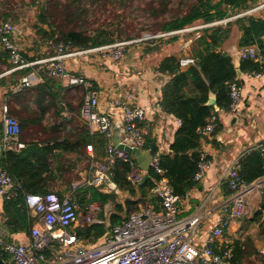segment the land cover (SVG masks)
Masks as SVG:
<instances>
[{
  "label": "built area",
  "instance_id": "2783aa9c",
  "mask_svg": "<svg viewBox=\"0 0 264 264\" xmlns=\"http://www.w3.org/2000/svg\"><path fill=\"white\" fill-rule=\"evenodd\" d=\"M256 10V9H255ZM247 11L223 21L195 28H186L174 33H161L157 36L146 35L137 40H122L87 50L74 49L73 43L53 40L49 46L55 55L27 61L22 49L15 41L18 26L9 18L0 21V43L10 56L12 68L6 74L34 67L35 70L26 76L16 87L20 91L33 86L42 80L41 76L62 79L69 85H86L85 78L72 74L68 60L73 57L89 53H100L104 58H111L121 64L128 46L155 39L168 37L187 31L198 30L215 24L226 23L231 19L250 14ZM241 60L262 62L263 56L256 45H249L240 51ZM197 59L183 57L179 65L185 70L195 66ZM259 78L260 74H253ZM230 91L229 112L239 111L242 102V91L238 81L228 83ZM135 97L127 94L125 98L107 101L110 108L119 109L123 118V137L120 144L133 149L145 151L151 155L148 170H143L124 149L109 146L106 160H95L80 179L72 183L71 192L60 196L55 192L33 194L24 192L21 183L12 178L6 170H0V200H12L24 195L26 207L30 217L34 218L30 229V242L20 244L8 241L10 235L5 225H0V258L6 257L8 263L14 264H242L236 260L234 243L226 239V234L234 222L242 219L246 213L247 198L256 190L264 192V181L257 180L248 184L242 177L241 161L246 156L242 154L235 158L226 174V181L232 192L227 203L220 206L216 223L202 242L200 236L210 211L203 204L193 214L182 217L181 204L190 199L189 193L181 196L175 193L164 171L160 167L159 157L154 154V148L147 143L148 127H140L150 111L137 105ZM101 102L96 91L89 92L81 107V117L87 122L91 133H99L108 139L115 135L113 118L101 109ZM219 109H216L209 122L199 130L200 134L211 137L219 126ZM4 145L22 149L25 144L19 140L21 124L10 115L8 108L3 109ZM181 120L178 125L181 126ZM92 154L93 146H87ZM264 153V139L254 149ZM124 160L131 165L128 179L136 186L142 184L152 170L159 179L153 180L151 193L158 198V209L155 206L141 207L129 215L121 223L108 227L109 231L95 243L79 237V229L91 226L105 214L106 205L100 202L80 203L78 191L81 187H89L103 194L119 193L111 185V169L117 161ZM210 161L202 154L195 173V182L201 183L206 176ZM90 199V196H89ZM112 207V204H108ZM264 222V215H263ZM264 255V247L261 249ZM3 259V258H2Z\"/></svg>",
  "mask_w": 264,
  "mask_h": 264
},
{
  "label": "trees",
  "instance_id": "16d2710c",
  "mask_svg": "<svg viewBox=\"0 0 264 264\" xmlns=\"http://www.w3.org/2000/svg\"><path fill=\"white\" fill-rule=\"evenodd\" d=\"M115 0H70L68 4H63L61 0H32L30 3L39 11V25L37 32L46 41L53 40L56 44L71 41L74 49L87 50L118 42L107 31L96 30V33L68 27L65 22H74L81 13H87L90 8L97 5H107ZM155 6L152 8L153 20L152 33H174L182 31L190 26L202 21L204 25L214 24L233 16L243 14L253 8L256 0H154ZM160 1L161 9L156 4ZM10 2L2 3L0 11V21L11 18L12 11L7 8ZM28 5L29 4H25ZM230 10L232 11L230 13ZM67 15H63V13ZM235 24L242 33L241 46L256 45L263 56L262 62L253 60L241 61L240 70L242 73L264 74V19L256 16L245 15L237 18ZM49 30H46L44 26ZM230 22L227 27L215 25L202 29V34L197 38L191 47V56L197 59L195 66L185 70L181 69L179 62L183 58L180 56L165 57L156 67L157 73L168 76L170 79L165 84L162 92L161 105L169 115L181 120V126L176 132L174 143L171 145V152L159 154L155 143L148 139V144L154 148V154L159 157L160 167L164 171L170 185L175 193L185 196L194 188L202 189L199 182H195L194 177L197 165L202 156V145L206 138L200 134L199 130L206 126L212 114L218 108L221 111H228L230 105V91L228 83L240 81L237 76V68L233 59L228 54L218 51L230 35ZM180 35L175 34L169 37L166 43H174L179 40ZM131 40V39H130ZM122 41V40H121ZM152 40L151 42H154ZM9 58L7 52L0 47V63H4ZM12 68V65L9 66ZM9 68V69H10ZM3 73L0 65V75ZM0 78V85L12 86L20 82L19 72ZM52 79V78H47ZM55 80V79H54ZM86 92V91H85ZM26 93V92H25ZM24 92L14 94L7 93L11 99L16 95H24ZM215 95L216 103L209 105L210 96ZM52 97L56 95L50 94ZM43 98V97H42ZM41 98V100H42ZM84 103V102H83ZM82 103V105H83ZM10 105V104H9ZM82 107V106H81ZM9 114L16 112L10 110ZM81 110V109H80ZM21 112L23 119H19L21 133L19 140L25 144L24 148L17 150L14 146L6 147L1 158V146L4 145V124L0 122V170H6L17 182L21 183L24 192L33 194H46L50 192L49 179L60 177L72 171L73 159H69V166L61 168H51L48 160L51 153L58 150L64 152H76L78 144L87 147L93 141L90 128L84 123L83 139L77 144L64 140L57 143L58 139L45 140L44 142L34 140L25 141L26 134L32 127L40 125L39 118L23 107ZM13 116V115H12ZM81 116V113H80ZM82 118V117H81ZM66 123L53 122L43 129L47 132H59L64 129ZM93 134V133H92ZM105 137L102 134H96ZM106 138V137H105ZM54 142V143H51ZM89 158L87 160L88 165ZM90 165V163H89ZM88 165V167H89ZM242 177L248 184L264 177V153L253 150L246 154L241 161ZM131 165L129 162L119 160L111 169V183L119 190V193L103 194L96 189H85L80 198V203H88V195H91L90 202H100L105 205L112 204L109 211L110 225L121 223L132 213L138 211L141 206L154 205L157 207L158 198L152 193L153 180L159 179L156 172L150 171L144 182L138 186L129 179ZM62 196V195H60ZM124 199V202L120 200ZM158 209V208H157ZM27 207L24 195L17 199L6 200L4 205L5 225L9 233L29 232L32 224L28 221ZM264 215V192L260 209L255 213L254 221L262 223ZM99 219L102 223H95L91 226L79 229V237L95 243L109 231L105 222L104 213ZM263 227V226H262ZM236 260L242 264H255L253 258H257L264 264V255L257 249L252 237L235 241ZM8 262L6 257H2ZM11 264V263H9Z\"/></svg>",
  "mask_w": 264,
  "mask_h": 264
},
{
  "label": "crops",
  "instance_id": "0c3cea01",
  "mask_svg": "<svg viewBox=\"0 0 264 264\" xmlns=\"http://www.w3.org/2000/svg\"><path fill=\"white\" fill-rule=\"evenodd\" d=\"M249 11L251 13L248 15L264 19V0H256L255 6ZM26 12H28V9ZM13 18L12 15L11 19L14 21ZM236 19H231L222 24H215L224 27H227L229 22L231 24L229 37L217 50L228 54L232 59L244 48L241 46L242 33L235 24ZM195 25L204 26L202 21H198ZM44 28L49 30L46 25ZM204 28L198 29L190 37H179V40L174 43H166L170 36L158 39L161 40V43L156 42V40L154 42H151L152 40L142 42L144 46L140 47V52L132 51L134 46L139 45V43H134L128 46L121 64H117L111 58L102 57L100 53H89L70 58L68 60L69 69L73 75L85 78L86 85H69L62 79H47L44 76H41L42 80L36 82L33 86L20 91L15 90L17 85H0V117H2L0 122L3 120L4 107H10V110L15 111L16 113L12 115L18 120L23 119L24 116L21 109L28 107L29 111L38 116V122L41 124L32 127L24 134L25 141L38 140L44 142L48 139H58L57 143L59 144L63 143L64 140L77 144L84 137V123L87 122L81 118L80 109L89 92L96 91L103 105H106L108 100L125 98L127 94H132L137 105L150 111L146 120L140 124V127L149 128L147 143L148 139L152 140L157 146L159 154H168L171 152V145L174 143L176 132L180 128L178 125L179 119L165 112L161 105L163 88L170 78L157 73L155 67L168 56L183 54V57H193L191 56V47L193 42L201 36V30ZM18 30L15 41L19 44L23 57L27 61L34 62L55 55V51L49 46L52 40L46 41L43 39L37 32L35 25L25 24L22 29ZM152 43L154 44L152 45ZM0 47L5 50L1 43ZM5 51L7 52V50ZM7 54L9 56L8 52ZM3 62L0 63L3 71L0 78L8 76L10 79L9 75L13 73L6 74L11 64L10 56ZM34 70L35 68L31 67L17 71L20 77L19 82ZM253 74L242 73L239 78L240 81L237 80L242 91V102L239 111L232 113L229 110H219L218 129L211 137H206L207 139L204 140L202 145V153L210 161L205 179L201 182L202 189L194 188L191 190L189 193L190 199L181 204L182 217L193 214L203 204L210 211V216L197 239L198 242H202L213 228L218 218L220 206L227 203L232 197V192L226 181V174L233 160L242 154L252 152L264 139V74H260L259 78ZM9 91L14 94L26 93L23 96L16 95L17 97L11 99L7 96ZM50 94L56 95V97H52ZM108 113L114 121L115 135L110 140L96 135L98 133H91L95 137L87 146H93L92 154L88 152L87 147L84 148L83 145L80 146L79 144L76 152L58 150L51 153L52 156L48 162L53 169L61 168L64 165L69 166V159H73L75 162L72 164L70 173L49 179L50 192L62 196L69 194L72 183L80 179L81 174L87 170L89 163L92 162L91 155H94L95 160L104 161L106 160L108 148L111 145L114 146L116 137L119 136V141L122 140L124 132L121 112L119 109L110 106ZM53 122L66 124L64 129L59 132H47L43 129V126ZM16 149L19 150V148ZM88 158L89 162L86 166ZM134 158L140 166L138 158ZM261 180L264 181V177ZM111 185L114 186L112 183ZM87 188L93 189L85 186L81 187L78 191L80 198ZM262 197L263 193L259 190L250 195L247 198L246 216L231 224L226 239L231 244L234 243V249L236 240L245 239L248 236L255 241L259 251L264 247L263 218L262 223L254 221L255 215L252 217V214L249 213V211L256 213L260 209ZM87 198L90 201L91 195H88ZM4 205L5 201L0 200V225L6 224L3 215ZM155 208H158V203ZM27 216L28 221L32 224L35 219L31 218L29 213H27ZM8 241L28 244L30 242V231L10 233Z\"/></svg>",
  "mask_w": 264,
  "mask_h": 264
},
{
  "label": "rangeland",
  "instance_id": "374dc122",
  "mask_svg": "<svg viewBox=\"0 0 264 264\" xmlns=\"http://www.w3.org/2000/svg\"><path fill=\"white\" fill-rule=\"evenodd\" d=\"M3 1L6 3L10 2L7 8L12 11V15L14 17L13 19L16 22L18 29H22L25 24L30 26L35 25V27L39 25L38 16L40 13L34 5L30 4L32 0H0V11L2 10L1 6ZM41 1L44 0H40V3H42ZM69 1L70 0H61V2L65 5L68 4ZM24 3L29 4L30 6L24 5ZM154 6V0H115L114 3H109L105 6L97 5L92 7L87 13H81L77 21L74 19V22H65V24L68 27L85 30L89 33H96V30L107 31L114 37V39H117V41L130 39L137 40L146 35L157 36L161 33H152L151 30L155 23L152 15V8ZM156 6L159 10L161 9L160 1H158ZM27 9L28 12H26ZM63 15L66 16L67 13L65 12ZM195 27H200V25H193L188 28ZM195 31L197 30L179 33V35L181 38H186L190 37V35H192ZM155 40L156 42L161 43V40ZM143 43H139V45L134 46V49L131 50L133 52H140V47L144 46ZM153 44L154 43H152V45ZM1 119L2 117H0V120ZM125 198L126 197H123L120 201L124 202ZM249 213L252 214V217L255 215V212L252 213L249 211ZM253 260H255V264H261L257 258H253Z\"/></svg>",
  "mask_w": 264,
  "mask_h": 264
},
{
  "label": "water",
  "instance_id": "95a60500",
  "mask_svg": "<svg viewBox=\"0 0 264 264\" xmlns=\"http://www.w3.org/2000/svg\"><path fill=\"white\" fill-rule=\"evenodd\" d=\"M241 56H240V52H238L234 57H233V63L235 65V67L237 68V76L238 78H240L242 76V72L240 70V65H241ZM236 62V63H235ZM216 103V97L215 95H211L210 96V100L208 102L209 105H214ZM108 105H101V109L103 110V112H107L108 111ZM119 136L116 137L115 139V144L114 146L115 147H118V149H124L126 150L130 155L134 156V157H137L138 158V162L140 164V167L143 169V170H148V164L149 162L151 161V155L145 151H142V150H139V149H133L129 146H126V145H122L120 144V141H119ZM5 149H6V146L5 145H2L1 146V157H3L4 155V152H5ZM111 210V207L109 205H106V208H105V222L107 224V228L110 227V220H109V211ZM103 221L101 220H97L96 223H102ZM0 264H8L6 261H4L2 258H0Z\"/></svg>",
  "mask_w": 264,
  "mask_h": 264
}]
</instances>
